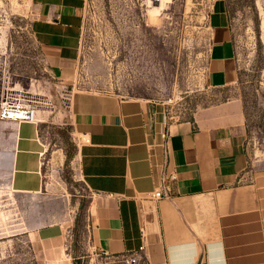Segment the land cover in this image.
I'll list each match as a JSON object with an SVG mask.
<instances>
[{"label":"crops","instance_id":"1","mask_svg":"<svg viewBox=\"0 0 264 264\" xmlns=\"http://www.w3.org/2000/svg\"><path fill=\"white\" fill-rule=\"evenodd\" d=\"M78 0H32L31 35L57 78L71 79ZM204 85L223 88L238 75L223 0L207 16ZM47 110V109H46ZM77 147L78 177L89 192L85 240L90 252L136 264H264V170H246L243 103L231 97L175 119L149 99L77 91L66 105ZM0 119V189L44 198L51 183L40 125ZM165 163L177 172L169 196L151 198ZM39 219V221H38ZM35 215L30 237L45 261L73 264L69 225Z\"/></svg>","mask_w":264,"mask_h":264},{"label":"rangeland","instance_id":"2","mask_svg":"<svg viewBox=\"0 0 264 264\" xmlns=\"http://www.w3.org/2000/svg\"><path fill=\"white\" fill-rule=\"evenodd\" d=\"M78 1L77 55L73 77L65 81L41 60L31 35L32 0H0L1 70L9 86L40 101L46 179L52 182L44 198L0 189V264H55L41 258L24 231L45 212L47 221L68 223L73 264H125L87 248L89 192L77 175V143L64 110L74 92L149 99L175 119L238 97L246 118V170H264V0H223L238 75L216 89L203 82L207 16L215 0H168L157 12L146 0Z\"/></svg>","mask_w":264,"mask_h":264},{"label":"built area","instance_id":"3","mask_svg":"<svg viewBox=\"0 0 264 264\" xmlns=\"http://www.w3.org/2000/svg\"><path fill=\"white\" fill-rule=\"evenodd\" d=\"M4 72L0 63V119L17 122H35L38 109L36 98L28 95L21 89L8 85L4 80ZM177 180V172L165 163L160 177L159 184L149 192V196L154 199L169 196L172 192V185ZM143 245L135 251L127 253L123 261L125 264H136L141 258Z\"/></svg>","mask_w":264,"mask_h":264},{"label":"bare ground","instance_id":"4","mask_svg":"<svg viewBox=\"0 0 264 264\" xmlns=\"http://www.w3.org/2000/svg\"><path fill=\"white\" fill-rule=\"evenodd\" d=\"M147 4L151 6L152 12H157L161 8H164V5L168 0H146Z\"/></svg>","mask_w":264,"mask_h":264},{"label":"trees","instance_id":"5","mask_svg":"<svg viewBox=\"0 0 264 264\" xmlns=\"http://www.w3.org/2000/svg\"><path fill=\"white\" fill-rule=\"evenodd\" d=\"M191 118V117H190Z\"/></svg>","mask_w":264,"mask_h":264}]
</instances>
